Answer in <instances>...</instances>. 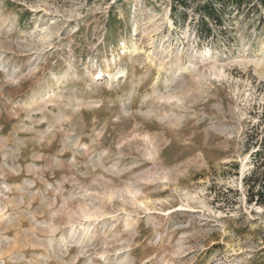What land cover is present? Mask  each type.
<instances>
[{
	"label": "rangeland",
	"instance_id": "rangeland-1",
	"mask_svg": "<svg viewBox=\"0 0 264 264\" xmlns=\"http://www.w3.org/2000/svg\"><path fill=\"white\" fill-rule=\"evenodd\" d=\"M188 2L0 0V264H264V6Z\"/></svg>",
	"mask_w": 264,
	"mask_h": 264
},
{
	"label": "trees",
	"instance_id": "trees-1",
	"mask_svg": "<svg viewBox=\"0 0 264 264\" xmlns=\"http://www.w3.org/2000/svg\"><path fill=\"white\" fill-rule=\"evenodd\" d=\"M195 3H201L199 9L200 23L196 28V36L199 40H211L214 37L213 29H220L224 26L225 19L232 8H241L246 2L251 0H193ZM260 1L264 6V0ZM172 7L175 13L179 9L187 10L190 8L188 0H172ZM175 17L181 18L185 23L186 14H176ZM222 32V35H225ZM264 134L263 131L257 136L248 135L249 147H256L255 152L250 154L251 169L243 178V187L245 189L246 203L249 206H256L264 209ZM257 140H256V139ZM238 167V166H237Z\"/></svg>",
	"mask_w": 264,
	"mask_h": 264
}]
</instances>
